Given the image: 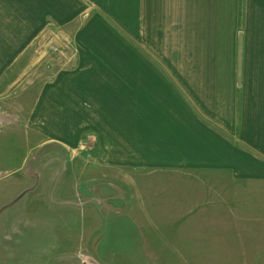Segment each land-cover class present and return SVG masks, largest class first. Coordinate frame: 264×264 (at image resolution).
<instances>
[{
	"label": "crops",
	"instance_id": "1",
	"mask_svg": "<svg viewBox=\"0 0 264 264\" xmlns=\"http://www.w3.org/2000/svg\"><path fill=\"white\" fill-rule=\"evenodd\" d=\"M47 41H71L76 59L42 80ZM34 66L39 79H23ZM22 82L26 110L11 99ZM22 124L41 151L57 147L70 165L91 161L88 173L98 169L100 179L116 168L218 174L239 195L264 194V0H0V127L11 131L0 135L2 162ZM36 165L18 197L50 186L51 172ZM211 206L190 211L203 219ZM253 252L264 259V248Z\"/></svg>",
	"mask_w": 264,
	"mask_h": 264
},
{
	"label": "rangeland",
	"instance_id": "2",
	"mask_svg": "<svg viewBox=\"0 0 264 264\" xmlns=\"http://www.w3.org/2000/svg\"><path fill=\"white\" fill-rule=\"evenodd\" d=\"M69 42H46L39 64L50 55L54 62L49 60L38 70L45 73L42 80L75 64L76 49ZM123 62L113 60V65L123 71ZM37 67L23 79L38 78ZM28 88V82H22L11 92V99L25 110ZM9 132L0 127V135L7 138ZM17 139L14 146L4 148L11 160L0 159V264L264 263L253 256V251L264 248V209H235L237 203H264L261 188L250 189L256 194H247L244 188L246 195H239L235 180L218 174L193 178L121 168L112 170L111 179H100L98 169L88 173L91 161L70 165L57 147L41 151L24 124L15 132ZM35 157L37 170L51 172L45 179L50 186L18 197L14 193L28 183ZM65 168L67 173L61 174ZM199 203L212 205L203 219L195 214L204 212L190 211Z\"/></svg>",
	"mask_w": 264,
	"mask_h": 264
}]
</instances>
